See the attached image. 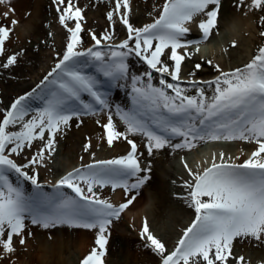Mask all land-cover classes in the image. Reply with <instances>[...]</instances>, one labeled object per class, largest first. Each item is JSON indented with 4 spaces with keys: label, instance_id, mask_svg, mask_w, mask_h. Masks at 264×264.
Instances as JSON below:
<instances>
[{
    "label": "snow or ice",
    "instance_id": "snow-or-ice-1",
    "mask_svg": "<svg viewBox=\"0 0 264 264\" xmlns=\"http://www.w3.org/2000/svg\"><path fill=\"white\" fill-rule=\"evenodd\" d=\"M52 3L60 25L69 33L66 50L32 91L0 111V264L10 261L17 243L26 244L33 235L30 226L96 230L97 247L81 264H104L110 226L152 179V162L142 163L144 153L132 138L137 135L145 138L148 157L169 149L191 150L209 141H244L254 146L246 159L235 158L239 162L220 152L202 170L194 171L184 163L190 179L184 181L186 195L181 198L194 211V218L172 251L152 232L147 218L139 232L144 247L159 256L160 264H244V257L234 254L237 242L264 245V46L258 47L243 68L231 71H224L211 60L194 63L189 76L195 77L204 64L218 75L210 81L192 79L184 87L183 64L194 56L193 46L218 30L222 0H165L157 18L142 27L131 22V0H113V7L106 13L108 28L101 36L90 33L94 45L84 51L76 50L82 43L83 9L77 0ZM0 6L6 9L0 11V19L6 21L0 22V56L6 58L0 68L9 69L18 64L20 54H8L6 42L13 31L11 26L19 21L14 18L12 0H0ZM232 6L244 15L249 11L264 13V0H235ZM260 19L264 21V16ZM117 23L125 29L126 38L110 45L106 42L113 40ZM193 24L201 35L189 39ZM260 36L264 37V30ZM102 43L107 52L99 50ZM130 57L138 58L148 70L132 72ZM89 60L104 81L78 67ZM153 72L159 74V86L152 83ZM121 81L131 83L132 109L115 106L124 131L113 122L109 93L101 91L105 82L109 88L125 87ZM82 93L109 112L107 122L101 125V139L109 148L116 142L126 143L127 152L112 159H96L88 141L83 150L92 162L63 175L52 185L53 194L44 193L39 170L56 152L57 138L71 129L74 120L79 128L82 117L97 111L82 99ZM33 99L43 102L34 114L29 103ZM29 152L31 155H26ZM9 172L17 175L16 185L9 179ZM20 181L30 182L36 191L27 195ZM107 187L121 189L124 201L117 205L102 198L98 190ZM64 188L75 195L67 194Z\"/></svg>",
    "mask_w": 264,
    "mask_h": 264
},
{
    "label": "bare ground",
    "instance_id": "bare-ground-1",
    "mask_svg": "<svg viewBox=\"0 0 264 264\" xmlns=\"http://www.w3.org/2000/svg\"><path fill=\"white\" fill-rule=\"evenodd\" d=\"M150 1L154 2L153 8L157 11L155 17H151L145 12L147 7H152ZM77 2L78 6L83 9L84 20L81 21L83 24V31L80 33L82 43L77 46L76 50L84 51L94 45L90 33L94 32L97 36H101L108 28L109 22L106 19V13L113 7V0H77ZM143 2L146 3L144 6ZM164 2L165 0H131L132 24L136 27H142L146 23L153 22L159 14V6L163 5ZM234 3L229 2V0L222 2L223 7L218 26L221 25L224 28V34L222 38H216L217 40L214 39V41L211 40L212 38L209 40L219 44V46H216L217 51L213 55V57L216 56V60L209 57L195 58L194 56L191 63H188L189 60H187L181 74L183 76L182 86L187 87V82L192 79L199 80L213 76L208 80L210 81L216 76V72L207 64H204L205 66L201 71L196 72L195 77L189 76L194 63L211 60L214 64L220 65L223 70L231 71L235 68H243L257 54L258 47L264 46V37L260 36V32L264 30L261 27L264 21H261L260 17L264 16V13L249 11L247 15H244L243 12L232 6ZM12 6L16 10L14 18L19 23L11 26L13 31L10 39L6 42V52L8 54L19 53L20 55L18 56L17 65L9 69L0 68V111L7 109L10 103L18 97L32 91L55 67L58 59L62 57L63 52L66 50L69 36L66 29L59 23L58 13L55 10L56 6L52 3V0H12ZM4 10L6 9L0 6V11ZM0 22L6 23L2 19H0ZM125 38V29L117 23L113 40L106 43L110 45L119 44ZM222 41L227 45L235 42L236 47L231 48L230 52L225 54L222 49H219L223 43ZM98 47L99 50L106 52L109 50L104 46V43ZM85 59L87 58H81L82 61ZM164 59H167V57H164ZM5 60V57L0 56V64L4 63ZM128 62L131 65V71L136 74H142L148 70L147 66L141 65L138 58L130 57ZM139 63L141 66L138 65ZM91 64L93 65L89 60L87 64H80L78 67L88 69V65ZM92 65L91 67L96 71L95 66ZM83 72L91 75L88 71L83 70ZM153 77L152 83L159 86V78L154 72ZM120 83L125 84L122 89L131 94L130 81L127 83L121 81ZM110 89L114 88L105 85L101 88V91L109 93L112 91ZM190 94L194 93L190 92ZM211 94L209 89L208 95L211 96ZM108 98L113 106L111 110L113 122L118 130L124 131L123 123L120 121L119 116L115 114V106L119 105L122 109L128 111L132 109V101L131 99L125 101L118 94H109ZM82 99L87 103H92L98 109V105L88 94L82 93ZM29 103L31 105L39 104L40 107L38 108L43 107V102L40 100L33 99ZM108 114L107 109H100L94 115H86L82 117L83 123L79 128L76 127V121L74 120L71 129L67 130L64 136L57 138L60 144L57 159L53 160L51 158L47 161L46 167H41L39 170L41 190L44 193L53 194L55 192L52 185L60 179L58 176H61L62 173L66 175L74 168L92 162V157L83 150V145L88 141H91V151L95 153L96 159H112L126 154L128 149L126 143L116 142L113 147L109 148L106 142L101 139L104 136L101 125L107 122ZM97 121L100 124H97ZM132 138L140 145V152L144 153L141 157L142 163L146 164L149 160L152 162V179L140 190V195L137 196L133 205H130L121 218L114 221L110 226L104 264H160L159 256L152 252H146V248L143 246L144 241L139 235L143 220L147 218L152 232L165 242L169 251H172L182 235L183 229L194 218V211L188 207L185 199L181 198L186 195L184 178L190 179L185 167L180 164L182 158L175 157L176 152L174 153L170 149L158 152L154 157H148L145 138L138 135ZM237 145L253 146L244 141H234L225 145H213L212 148L217 149L219 147L226 154L230 153L235 158L240 157L241 160L246 159L247 155L244 153L234 152ZM205 148L191 152L189 159H187L188 163L195 165L197 161H201L199 152L205 150ZM26 155H31V153H26ZM192 156H197L194 161L191 160ZM81 157H83L82 160ZM16 159L18 162H23L19 157ZM184 160L186 159L183 158ZM52 161H56V163L52 165ZM51 170L57 177L52 176ZM193 170L197 169L193 168ZM8 174L10 180L16 185L17 175L14 172ZM20 184H22L27 195H32L36 191L30 182L20 181ZM63 191L69 195H75L71 189L64 188ZM98 191L102 198L110 199L112 203L117 205L125 199L121 189L113 191L110 187H107ZM29 230L33 235L27 238L26 244L24 246L16 244L18 255L21 256L18 264H81V261L90 251L97 247L95 245L96 230L68 227L44 230L32 226ZM247 248L259 257L260 255L264 256V245L244 241L237 242L234 248L236 257H244V264H262L259 263L260 261L254 260L249 252L246 253L245 249Z\"/></svg>",
    "mask_w": 264,
    "mask_h": 264
},
{
    "label": "rangeland",
    "instance_id": "rangeland-1",
    "mask_svg": "<svg viewBox=\"0 0 264 264\" xmlns=\"http://www.w3.org/2000/svg\"><path fill=\"white\" fill-rule=\"evenodd\" d=\"M223 1H225V0H222V2ZM229 2H235V0H229ZM144 3V2H143ZM153 1H150V4L152 5V7H147L146 9H145V12L146 13H148L149 14V16H151V17H155L156 15H157V11L156 10H154V8H153ZM146 3H144L143 4V6L145 5ZM162 6V5H161ZM161 6H159V11L161 10ZM82 24V23H81ZM71 26H74V24H72ZM82 26H83V24H82ZM223 30H224V28L223 27H221V25H219L218 26V30H214V32H213V34L208 38V42L209 43H211L210 44V49L211 50H213L214 48H216V46L218 45L219 46V44H215L213 41H214V39H216V38H222V36H223ZM212 38V39H211ZM213 40V41H209V40ZM217 40V39H216ZM223 42V41H222ZM236 47V46H235ZM231 48H234L233 47V44L231 43L230 45H227V44H224V42L222 43V45H221V48L220 49H222V51H224L225 52V54H227V53H229L230 52V50H231ZM81 51V50H80ZM195 53V52H194ZM210 53H212V51L210 52ZM213 55H214V53H212L211 55H209V56H206V57H209V58H212L213 60H216L215 59V57H213ZM194 57L195 58H203L204 56H200L199 54H194ZM205 58V57H204ZM187 61V60H186ZM185 61V62H186ZM185 62H184V64H183V67L185 66ZM140 63H141V65L142 66H147L146 64H144L142 61H140ZM140 63L138 64L139 66H141L140 65ZM188 63H191V60H189L188 61ZM205 66V65H204ZM228 70H230V69H228ZM224 71H227V70H224ZM154 74H156V76L159 78V75L157 74V73H155L154 72ZM216 75H218V73H216ZM211 77H213V76H211ZM211 77H205V78H201V79H199V80H203V81H208ZM166 79H168V81L169 82H173V81H171V79L169 78V77H166ZM173 83H175V82H173ZM182 83H183V81H182ZM183 85V84H182ZM169 92H171V90H168ZM129 96L128 97H130L131 98V94L129 93L128 94ZM31 105V104H30ZM38 107H40V105L39 104H32L31 105V108H32V110H33V112L36 110V108H38ZM32 112V113H33ZM97 112V111H96ZM251 146V145H250ZM250 146H247V147H249V148H247V147H244V146H242V145H237V146H235V151L234 152H242V153H244L245 155L246 154H248V153H250L252 150H253V146L252 147H250ZM59 150H60V144L57 142V144H56V152L54 153V155L52 156V158H53V160H56L57 159V156L59 155ZM56 163V161H52V165L53 164H55ZM52 171V170H51ZM52 176H54V177H57V176H55V174H53V171H52ZM64 173H62V175H63ZM7 175H9L8 173H7ZM48 175H50L49 173H48ZM61 175V176H62ZM58 177H60V175L58 176ZM10 179V178H9ZM12 182V181H11ZM13 183V182H12ZM157 234L159 233L158 231L156 232ZM143 246H144V244H143ZM242 249V248H241ZM245 251H246V253L248 254V252H249V254H250V256L254 259V260H257V261H260L259 263H262V264H264V256L263 255H260L259 257H258V255H255V254H253L252 253V251L250 250V249H245ZM146 252H151L150 250H148V249H146ZM19 254V252H18V250L16 251V253L11 257V259H10V261L9 260H5V261H3V264H18V260H20L21 259V256H19L18 255ZM118 257H120L119 255H118ZM103 260H104V257L102 258Z\"/></svg>",
    "mask_w": 264,
    "mask_h": 264
}]
</instances>
